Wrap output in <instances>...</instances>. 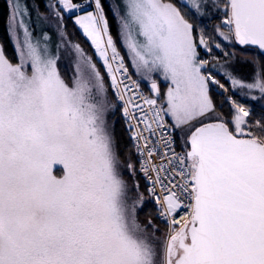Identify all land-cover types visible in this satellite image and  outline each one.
I'll return each mask as SVG.
<instances>
[{
    "label": "snow or ice",
    "instance_id": "snow-or-ice-1",
    "mask_svg": "<svg viewBox=\"0 0 264 264\" xmlns=\"http://www.w3.org/2000/svg\"><path fill=\"white\" fill-rule=\"evenodd\" d=\"M8 7L16 62L0 43V264H264V116L250 121L252 109L232 100L225 117L211 95L213 85L228 90L213 75L219 65L264 101V64L246 57L245 81L201 56L217 37L264 52V0H49L46 15L28 0ZM66 15L102 59L108 86L70 41ZM61 47L75 57L71 79L58 68ZM117 111L124 153L109 120ZM137 173L162 233L139 219Z\"/></svg>",
    "mask_w": 264,
    "mask_h": 264
},
{
    "label": "trees",
    "instance_id": "trees-1",
    "mask_svg": "<svg viewBox=\"0 0 264 264\" xmlns=\"http://www.w3.org/2000/svg\"><path fill=\"white\" fill-rule=\"evenodd\" d=\"M32 2L34 4H36V5L39 4V10L40 9L41 10H45L46 9L45 0H32ZM77 2H82V0H77ZM8 3H9L8 0H0V41L4 45L6 53L11 57L12 60H15L16 56L14 54V45L12 43V39H11V37L9 35V32H8L7 20H8V16H9V12H10V9L8 7ZM105 7L107 9V3H105ZM109 20H110V23L112 24L113 35L115 36L116 35V25L112 21L111 14H109ZM214 20H216V19H214ZM67 28H68L69 31H72V34H74L75 38L81 44L86 46L89 49V51L92 53L95 61H97V64H98L100 70L102 71V73L105 76L107 84L109 85L110 81H109L108 75L106 73V69L103 66V61L99 57V55L96 53L95 48L91 45V41L83 34L82 30H80L78 28V26H75L72 23V21L70 19H68V18H67ZM215 42H219V43L221 42L226 47H229L230 45H233L232 42L223 41L222 38H219V37L213 42V46H214ZM118 45L120 46L119 42H118ZM237 46H238V44H237ZM240 47H245V46H240ZM248 47H250V46H248ZM251 48H253V47H251ZM214 49H215V51L218 52L219 58H221V59H218L220 61V63H225L226 61L227 62L229 61L228 57L224 56V52H223L222 48L217 49L214 46ZM120 50L123 53L126 54V52L121 47H120ZM231 53H233V51L230 52L229 54H231ZM239 58L237 60H234V61H238L239 60V62H240V63H238V75L237 76L239 78H241V76H242L241 79L244 80V78H245L244 74H246L247 71H250L253 65L251 63H245L244 62L245 59H241V58L239 59ZM258 60L262 64H264V54H261L259 52ZM239 64H241V66ZM243 67H244V70H243ZM239 72L242 73V75H239ZM214 73L217 76H221L223 78V76H222L223 71L219 68V66H217L214 69ZM226 85H227V87H229L228 88L229 89V95L232 96L237 103H239V104L240 103H245L247 105L253 106L252 114L249 117L250 121H254V120L260 119L262 116H264V107L262 105L256 104L254 100L243 98L238 93V91L234 90L233 86L231 85V83L229 81H226ZM109 92H110L109 93L110 94V99L115 100V97H114L110 87H109ZM211 95H212V97L214 99V102L216 104L217 111H219L221 113L223 112L228 117L229 113H230V110H231V101L230 100L225 101L224 96H222V94L220 95L219 91L216 90L214 85L211 88ZM113 117L116 119L115 128H116V134H117L120 146H121L120 150H121L122 153H124V152L127 151L128 148H131V144L129 142V136H128L127 132L124 131V127L125 126H124V122H123V120H122V118L120 116V112L117 111L116 114ZM125 146H127V147H125ZM132 159H133V161H135L136 157L133 155ZM141 179H142V182H141L142 189H144L147 192V190H146L147 184H146L145 180L142 177H141ZM147 196H148V192H147ZM148 199H149V196H148ZM142 214L150 216L159 225L160 224L161 225L164 224L163 221L160 220V218L158 217L157 206L151 201L148 202L145 205V209H144V211H142Z\"/></svg>",
    "mask_w": 264,
    "mask_h": 264
},
{
    "label": "rangeland",
    "instance_id": "rangeland-1",
    "mask_svg": "<svg viewBox=\"0 0 264 264\" xmlns=\"http://www.w3.org/2000/svg\"><path fill=\"white\" fill-rule=\"evenodd\" d=\"M9 2H10V0H8ZM45 2H46V9H47V5H48V3H49V0H45ZM28 4H29V6H30V8H35L36 7V4H34L33 2H32V0H28ZM46 9L45 10H39V12L40 13H43V14H47V11H46ZM67 15L65 16V21H66V24H67ZM222 16L219 18V19H216V20H213L211 23H209L208 24V31L209 32H211L212 31V25L213 24H215V25H220V23H221V20H222ZM31 24L35 27V29H36V32L38 33L39 32V30H40V28L42 27V26H44V25H42L41 24V22L38 20V18H37V12H33L32 13V15H31ZM48 30L53 34V40L55 41V42H58V37L55 35V28H54V25L52 26V27H50V28H48ZM225 31H226V29H224ZM67 32H68V34H69V39H70V41L72 42V43H74V44H79L80 45V47L83 49V52L88 56V57H90L91 59H92V62L93 63H95L96 64V66H97V68L100 70V68H99V66H98V64H97V61H95V59H94V57H93V55H92V53L89 51V49L86 47V46H84L83 44H81L76 38H75V36H74V34H72V31H69L68 30V28H67ZM218 38V37H217ZM216 38V39H217ZM0 43H2L1 41H0ZM120 43V47L126 52V49L125 48H123V46H122V42H119ZM221 43V42H220ZM4 46V45H3ZM226 46L223 44V43H221V48L223 49V52H228V53H230V52H235L236 53V59L235 60H237L239 57L241 58V59H245L246 57L247 58H251L252 56H255L257 59H258V55H259V51H258V49L257 48H251V47H240L239 45L237 46V44H233V45H230L229 47H226ZM4 50H5V48H4ZM6 52V51H5ZM7 54V53H6ZM8 55V54H7ZM201 56H202V58H204V59H209L210 61L212 60V57L213 56H215L216 58H218V59H221V58H219V54H218V52L217 51H215V49H214V46L212 45V52H211V54H207V53H205L204 51H202L201 52ZM225 56V55H224ZM8 57L11 59V57L8 55ZM59 60H58V68H59V71L61 72V75L65 78V79H71L72 78V76L74 75V67H75V57L73 56V54L68 50V49H65V48H63V47H61V49H60V51H59ZM239 58V59H240ZM13 62H16V59L15 60H13ZM213 63H214V61H213ZM231 64V68H229V71H233V74L234 75H238V63H240L239 62V60L238 61H228V63H221V64H224V66L225 67H228V64ZM240 66H241V64H239ZM219 66V65H218ZM209 67L211 68V64L209 65ZM243 70H244V67H243ZM101 71V70H100ZM212 72H213V75H215L216 76V79H219L220 81H221V83H223V84H225V88L226 89H228L229 87H227V85H226V81H228L227 79H226V77L224 76V74H222V76H223V78L221 77V76H218L217 77V75L214 73V69H212ZM101 73H102V71H101ZM252 74H253V66H252V68H251V70L250 71H247V73L246 74H244V80L245 81H250L251 80V78H252ZM102 75H104L103 73H102ZM239 75H242V73H240L239 72ZM104 78H105V76H104ZM241 78H242V76H241ZM160 79V85H161V87H162V89H165L166 87H167V82L166 81H164L163 80V78L161 77V78H159ZM105 82H106V79H105ZM230 82V81H229ZM106 86H108V84H107V82H106ZM214 87L216 88V90L217 91H219V93H220V95L222 94V96H224V98H225V101H227V100H229L228 98L229 97H231V100L230 101H232V100H234L235 101V99L232 97V96H230L229 95V89L227 90V91H224V90H222V89H220V88H218L217 86H215L214 85ZM234 88V90L235 91H238V93L243 97V98H245V99H251V100H253L252 99V97L253 96H259V93L258 92H251V93H249L248 92V90L247 89H244V90H241L240 88H238V87H233ZM110 92L108 91V96H109V98H110V94H109ZM255 101V103L256 104H259V105H262L263 107H264V101H257V100H254ZM241 105H243V106H245V107H250V105H247V104H245V103H240ZM253 108V107H252ZM250 109V108H249ZM217 112H219V111H217ZM219 113H221V112H219ZM222 114L225 116V117H227L223 112H222ZM109 120L110 121H116V119L112 116V115H110L109 116ZM123 175H124V177L126 178V179H128L129 180V182H131V176L125 171V172H123L122 173ZM137 179L139 180V184H140V189H139V191L140 192H142L143 194H144V197H145V203L141 206V208L140 209H138V216H139V219L141 220V221H143V220H145L146 218H148V217H150V216H147V215H143L142 214V211H144V209H145V205L148 203V202H150V200L148 199V196H147V192L144 190V189H142V186H141V182H142V179H141V177H140V174L139 173H137ZM159 217V216H158ZM153 219V218H152ZM154 220V219H153ZM161 220V219H160ZM154 222H155V220H154ZM156 223V222H155ZM159 227H160V229H161V233L162 232H164L165 230H166V225H165V223L164 224H158V223H156Z\"/></svg>",
    "mask_w": 264,
    "mask_h": 264
},
{
    "label": "built area",
    "instance_id": "built-area-1",
    "mask_svg": "<svg viewBox=\"0 0 264 264\" xmlns=\"http://www.w3.org/2000/svg\"><path fill=\"white\" fill-rule=\"evenodd\" d=\"M94 47V46H93ZM122 53V52H121ZM122 55H124L123 53H122ZM127 60V59H126ZM129 69H130V72L132 73V79H139L137 76H136V74L133 72V70L131 69V67L129 66ZM141 90L143 91V92H145V94H147L148 93V88L146 87V86H144L143 85V83L141 82ZM177 148H178V150H179V146H177ZM141 176H142V174H141ZM143 177V176H142ZM144 179V178H143ZM146 182V181H145ZM148 196H149V194H148ZM149 198H150V200L156 205V203H155V200H154V198H152V197H150L149 196ZM157 206V205H156ZM186 212H187V209H181L176 215H177V219H179L181 216H184L185 214H186ZM158 216H159V214H158ZM160 218V217H159ZM164 223H165V221L162 219V218H160ZM166 224V223H165ZM167 226V225H166Z\"/></svg>",
    "mask_w": 264,
    "mask_h": 264
},
{
    "label": "water",
    "instance_id": "water-1",
    "mask_svg": "<svg viewBox=\"0 0 264 264\" xmlns=\"http://www.w3.org/2000/svg\"><path fill=\"white\" fill-rule=\"evenodd\" d=\"M251 47H254V46H251ZM255 48V47H254ZM258 51L261 53V54H264V52H262L261 50L258 49Z\"/></svg>",
    "mask_w": 264,
    "mask_h": 264
},
{
    "label": "crops",
    "instance_id": "crops-1",
    "mask_svg": "<svg viewBox=\"0 0 264 264\" xmlns=\"http://www.w3.org/2000/svg\"><path fill=\"white\" fill-rule=\"evenodd\" d=\"M126 55V57H127V54H125ZM128 62H129V64H130V60H128ZM130 66H131V64H130ZM133 71H134V69H133ZM144 83H147V82H144Z\"/></svg>",
    "mask_w": 264,
    "mask_h": 264
}]
</instances>
